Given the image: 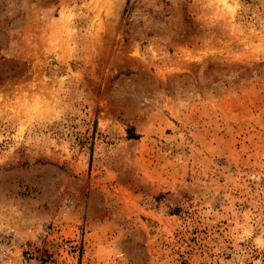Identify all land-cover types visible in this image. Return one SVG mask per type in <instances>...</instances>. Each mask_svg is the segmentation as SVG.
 <instances>
[{
	"label": "rangeland",
	"instance_id": "obj_1",
	"mask_svg": "<svg viewBox=\"0 0 264 264\" xmlns=\"http://www.w3.org/2000/svg\"><path fill=\"white\" fill-rule=\"evenodd\" d=\"M5 229L59 264H264V0H0Z\"/></svg>",
	"mask_w": 264,
	"mask_h": 264
},
{
	"label": "built area",
	"instance_id": "obj_2",
	"mask_svg": "<svg viewBox=\"0 0 264 264\" xmlns=\"http://www.w3.org/2000/svg\"><path fill=\"white\" fill-rule=\"evenodd\" d=\"M45 231V232H44ZM49 231V225L43 226V232L39 238H37L38 244H40L44 236ZM33 235V233H32ZM60 240H66L61 237ZM37 244V245H38ZM33 236L29 239L19 242L14 236L13 230L5 229L0 232V263L2 264H59L57 258L47 260L45 258L38 257L33 251Z\"/></svg>",
	"mask_w": 264,
	"mask_h": 264
}]
</instances>
